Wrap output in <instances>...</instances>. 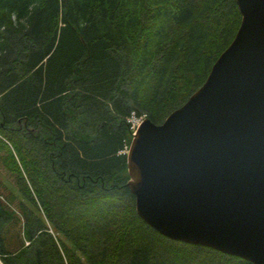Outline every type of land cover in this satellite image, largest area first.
Masks as SVG:
<instances>
[{"label":"trees","instance_id":"obj_1","mask_svg":"<svg viewBox=\"0 0 264 264\" xmlns=\"http://www.w3.org/2000/svg\"><path fill=\"white\" fill-rule=\"evenodd\" d=\"M241 21L236 0H0V158L32 206L17 246L0 183L5 264H251L160 235L128 187L133 116L183 106Z\"/></svg>","mask_w":264,"mask_h":264},{"label":"water","instance_id":"obj_2","mask_svg":"<svg viewBox=\"0 0 264 264\" xmlns=\"http://www.w3.org/2000/svg\"><path fill=\"white\" fill-rule=\"evenodd\" d=\"M241 26L204 85L127 154L139 217L160 235L264 264V0H236Z\"/></svg>","mask_w":264,"mask_h":264},{"label":"rangeland","instance_id":"obj_3","mask_svg":"<svg viewBox=\"0 0 264 264\" xmlns=\"http://www.w3.org/2000/svg\"><path fill=\"white\" fill-rule=\"evenodd\" d=\"M144 119H146V118L145 117L134 118L133 119V127L137 128V124L138 123L140 124ZM0 183L3 186H6L9 189V191L11 192V196H10L11 201H9L8 205L11 208V210H13L15 212L16 216L19 218V221L13 220V224L11 226V228H12L11 232L13 233L14 236H16V235L20 236L21 235L22 237H21V239H16V237H14L13 238L14 244L18 246L23 241V242H25V246L28 247V245H30V239L26 238V235L23 232L24 220L20 214V210L18 209L17 205L21 201V202L25 203V205H27V207L29 209H31L30 207H32V206L24 200L23 195L21 194V192L19 191V189L15 183L14 177L5 169V167L1 161V158H0ZM35 213H37V212H35ZM49 232L52 233L51 229L49 230ZM23 234H24V236H23ZM19 236H17V237H19ZM0 264H5V261L3 260V258L1 256H0Z\"/></svg>","mask_w":264,"mask_h":264}]
</instances>
